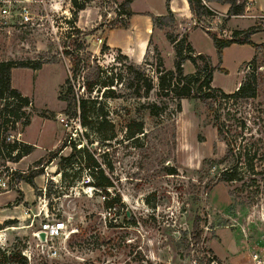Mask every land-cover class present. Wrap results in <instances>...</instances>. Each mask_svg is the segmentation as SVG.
Here are the masks:
<instances>
[{
    "label": "rangeland",
    "instance_id": "1",
    "mask_svg": "<svg viewBox=\"0 0 264 264\" xmlns=\"http://www.w3.org/2000/svg\"><path fill=\"white\" fill-rule=\"evenodd\" d=\"M144 2L151 10L160 8L158 0ZM118 5L116 0H91L75 13L70 0H0V7L5 6L10 15L0 25V61L41 64L36 71H10V86L31 104L26 108L28 126L13 136L33 150L18 162L0 161V184L5 183L0 186V251L18 252L23 259L13 258L10 264H264V173L257 168L255 182H249L247 175L244 183L216 180L227 163L217 164L226 148L213 120L218 115L224 129L242 121L243 130L234 129L228 135H238V144L256 140L264 151V28L250 37L259 45L255 49L228 48L223 56L224 48L218 55L205 32H193L190 38L191 49L208 57L215 69L211 87L230 91L239 80L253 76V98L181 100L177 111L175 101H155L151 94L134 100L130 91L122 90L120 98L108 101L115 136L97 142L90 131L66 124L61 114L64 105L56 97L69 68L61 53L62 41L66 35L75 37L73 27L85 35L87 50L102 66H113L116 73L121 65L132 63L119 60V53L109 47L100 54L105 31L126 23L116 11ZM141 6L138 0L134 8ZM207 6L214 15L199 17L196 28L218 38H228L231 31L257 22L264 27L257 13L264 11V0L248 7L243 17L226 18L223 5L208 2ZM22 8L29 17L25 24L19 15ZM187 28L178 23L160 30L154 26L143 60L132 64L154 80L150 65L153 49L158 47L163 69L173 70L171 48L163 37H155L165 32L181 36ZM180 29L185 32L181 34ZM186 62L184 75L194 70ZM146 102L160 107L155 115L141 108ZM131 119L142 122L143 131L129 139L125 126ZM65 134L75 142H93L88 152L112 184L107 195L91 186L85 168L66 169L63 178L56 170L57 160L44 165ZM70 153L67 147L60 155ZM13 172L31 179L33 187L16 180ZM114 195L122 207L105 209L104 199ZM54 221L65 223L66 231L52 241L56 250L52 256L41 250L35 234L43 224Z\"/></svg>",
    "mask_w": 264,
    "mask_h": 264
},
{
    "label": "trees",
    "instance_id": "2",
    "mask_svg": "<svg viewBox=\"0 0 264 264\" xmlns=\"http://www.w3.org/2000/svg\"><path fill=\"white\" fill-rule=\"evenodd\" d=\"M91 0H70L71 7L75 13L86 8ZM168 0H166L167 2ZM191 15L195 18L193 28L198 27L199 17H211L214 15L207 3L215 2L219 5L227 6L226 18L242 16L246 9L253 5V0H185ZM129 0H126L116 7L118 15L129 17ZM152 24L159 29L172 27L174 19L172 14L167 11L162 17H152ZM197 19V21H196ZM264 20V18H259ZM262 25V24H261ZM121 25V27H124ZM120 27V28H121ZM264 27L257 22L244 30H234L230 32L228 38H218L207 30L204 31L210 38L216 53L232 44L248 45L255 49L250 37ZM75 37L66 35L62 41L61 53L68 59L69 68L63 83L59 87L57 101L63 103L64 107L61 114L65 117L66 124L74 123L80 129L90 131L95 136L97 142L108 141L115 136V125L111 116L108 101L118 99L122 96V90L130 91L131 98L139 100L148 98L151 94L155 101H175L176 110L179 111L181 100H198L200 102L208 101L213 98L220 99H251L255 96V79L253 76L244 77L237 89L229 94L223 93L218 88L211 87L214 68L209 58L196 54L187 41V34L179 36L173 32H165L164 37L171 46L174 55L173 70H164L158 51L153 49L151 73L154 80L138 69L132 63L121 65V69L114 73L113 66H102L95 55L87 50L84 35L79 29H74ZM87 35V34H86ZM85 36V35H84ZM81 37V38H80ZM264 46V43L261 45ZM100 49L102 54L103 49ZM118 59L127 61V58L120 54ZM188 61L193 66L191 74L184 75L182 64ZM120 63V62H118ZM40 63L30 62H10L0 61V161L18 162L22 157L29 155L33 147L23 142H19L13 136L18 129L22 130L29 124L26 108L30 106L27 97L20 95L10 86V71L13 68H27L32 71L40 69ZM141 108L148 111L150 115H155L159 109L155 102L145 103ZM214 127L217 136L225 144V153L217 161L218 163H227V166L217 173V181L223 183L241 182L244 183V176H250L249 182H255L254 177L260 171L264 173V151L256 145V140L249 144L237 143L238 135H228L234 129L243 130L244 124L236 120L233 127L224 129L225 125L219 122L218 115H214ZM71 130H75L70 126ZM143 124L140 121L129 120L125 126V132L129 139L142 134ZM77 133V131H75ZM230 136V137H229ZM10 141L7 142L8 139ZM75 142L69 135L64 136L59 147L48 153L44 165L47 166L53 160H57L56 170L65 177L66 169L76 166L80 171L85 168L89 172L91 186L101 193L112 187L110 179L105 175L103 168L97 162L96 158L90 154L89 148L93 142L87 141V144ZM81 145V146H80ZM77 146H80L77 148ZM69 148L71 153L68 156H62L60 153ZM229 160V162H227ZM40 159L34 164H40ZM261 163V164H259ZM2 166V165H0ZM260 168V171H257ZM172 174V173H169ZM18 181H23L33 187L31 179H25L17 172L12 174ZM103 206L111 210L116 206L122 207L118 195L111 199H104ZM199 219L196 217L193 221V228L196 229ZM198 238V234L194 235ZM13 258L23 260L18 252L0 251V264H10Z\"/></svg>",
    "mask_w": 264,
    "mask_h": 264
},
{
    "label": "crops",
    "instance_id": "3",
    "mask_svg": "<svg viewBox=\"0 0 264 264\" xmlns=\"http://www.w3.org/2000/svg\"><path fill=\"white\" fill-rule=\"evenodd\" d=\"M124 1L126 0H116L118 4ZM137 1L138 0H129L128 9H129L130 15L129 17L126 18V23L124 27H121L120 29H116V30L105 31L104 33L105 46L115 49L116 51H119L121 55L125 56L132 63L139 64L143 60L148 48L150 47V42L152 40L151 35H152V32H154V26L152 24L151 18L152 17H162L166 15L167 11H169L172 14V17L174 19V24L178 23L179 27H181V25H188V28L186 29V34H187L188 43L190 44L191 47H193V45L191 43L190 38L193 32H198L204 35V31H202L201 29L192 28L194 25L193 24L194 20L192 19L193 16L191 15L188 5L185 0H168L167 2L166 0H158V2H160L159 10H153V9L151 10L149 8L150 6H147L146 2H144L146 0L144 1L142 0V4H143V6H141V8L143 7L142 9H135L134 6ZM254 3L257 4L258 0H253V4ZM223 7L227 9V6L223 5ZM257 13L258 15H260V17L264 18L263 10H259V12ZM159 30H158V33H160ZM162 37L166 41L164 37V33L163 35L162 34L156 35L155 38L157 40L158 38L160 39ZM156 46H157V43H156ZM169 47L171 48L170 45ZM228 48L253 50L248 45L232 44L222 50L221 56H223L224 51L227 50ZM157 50L159 52L158 47H157ZM194 51L196 54L199 53V51L197 50H194ZM248 60H246V62ZM185 66L186 67L189 66L187 62L182 65L183 68ZM212 79H213V76H212ZM239 84H240V80L234 85V87L230 91H223V90L221 91L225 94L232 93L237 89ZM211 85H212V82H211Z\"/></svg>",
    "mask_w": 264,
    "mask_h": 264
},
{
    "label": "built area",
    "instance_id": "4",
    "mask_svg": "<svg viewBox=\"0 0 264 264\" xmlns=\"http://www.w3.org/2000/svg\"><path fill=\"white\" fill-rule=\"evenodd\" d=\"M19 15L21 17L22 23L25 24L29 21L28 12L25 8L21 9V13ZM8 18H10L8 9L5 6L0 7V25L6 24V19ZM180 31H181V34H183L185 32V29H180ZM0 186L4 187L5 183H1ZM65 231H66V225L62 221H54L51 223H45L36 232V234L39 232L44 233V242L41 244L38 241L36 234H35V238L38 241L39 247L41 248V250L46 251L47 253L53 256L56 254V250L52 246V241L55 238H58L64 235ZM210 264H217V263H215V261H211Z\"/></svg>",
    "mask_w": 264,
    "mask_h": 264
},
{
    "label": "water",
    "instance_id": "5",
    "mask_svg": "<svg viewBox=\"0 0 264 264\" xmlns=\"http://www.w3.org/2000/svg\"><path fill=\"white\" fill-rule=\"evenodd\" d=\"M36 237L41 244L44 242V233L39 232L36 234Z\"/></svg>",
    "mask_w": 264,
    "mask_h": 264
}]
</instances>
